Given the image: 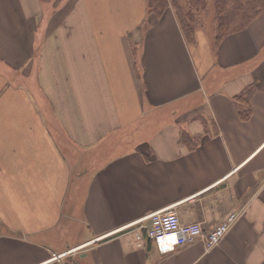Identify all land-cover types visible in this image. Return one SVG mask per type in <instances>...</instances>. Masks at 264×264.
Wrapping results in <instances>:
<instances>
[{"label": "crops", "instance_id": "0c3cea01", "mask_svg": "<svg viewBox=\"0 0 264 264\" xmlns=\"http://www.w3.org/2000/svg\"><path fill=\"white\" fill-rule=\"evenodd\" d=\"M140 2L116 33L133 108L90 0H0V104L23 101L33 121L14 135L38 130L59 169L43 216L32 182L13 183L19 202L0 199V264H264V13L214 46L198 30L188 43L170 9L142 29ZM253 85L242 120L235 98ZM168 208L204 232L237 216L208 250L202 238L139 246L129 225ZM74 224L82 235L65 242Z\"/></svg>", "mask_w": 264, "mask_h": 264}, {"label": "bare ground", "instance_id": "6f19581e", "mask_svg": "<svg viewBox=\"0 0 264 264\" xmlns=\"http://www.w3.org/2000/svg\"><path fill=\"white\" fill-rule=\"evenodd\" d=\"M90 2L96 22L99 28L104 30L102 40L117 85V92L120 95L119 99H125L134 108L131 86L118 49L116 33L132 23L140 14L141 2L140 0H90ZM113 7H120V10L109 12L108 9ZM32 121L31 114L23 101L13 97L12 93L7 95L0 104V153H5L7 157L0 163V167L5 169V172L0 171V199L7 203L19 202L23 193L14 188L13 183L22 182L29 185L32 182L36 187L38 185L45 188V191L39 192L42 207L38 205L41 216H43L45 210L52 209V200H54L58 188L59 169L50 156L38 130L32 131L30 135L26 132L19 137L14 135L16 131L23 130L26 123ZM26 136L31 138L28 143L25 142ZM10 144L18 145L19 150L14 154L9 153L8 146ZM29 165V169H24ZM9 170H14L18 175L14 181L8 179L7 172ZM31 197L35 199L36 194L32 193ZM43 203L46 204V208L43 207ZM3 208L6 210L5 207ZM37 211L38 209L33 210V216Z\"/></svg>", "mask_w": 264, "mask_h": 264}, {"label": "trees", "instance_id": "16d2710c", "mask_svg": "<svg viewBox=\"0 0 264 264\" xmlns=\"http://www.w3.org/2000/svg\"><path fill=\"white\" fill-rule=\"evenodd\" d=\"M146 6V16L142 26L146 29L151 26L154 19L160 18L163 13L171 8L180 26L185 40L188 43L195 41L196 28L195 19L198 9L205 8L208 0H144ZM229 4H231L229 8ZM215 34L213 43L216 46L221 39L233 31L244 28L254 17L264 10V0H213ZM233 30L229 31L227 26L234 21ZM255 86H250L238 95L236 101L245 104L237 110L240 119H247L250 114L248 107L249 98L254 92Z\"/></svg>", "mask_w": 264, "mask_h": 264}, {"label": "built area", "instance_id": "2783aa9c", "mask_svg": "<svg viewBox=\"0 0 264 264\" xmlns=\"http://www.w3.org/2000/svg\"><path fill=\"white\" fill-rule=\"evenodd\" d=\"M236 216V212H231L210 230L204 232L197 222L181 223L177 213L172 208H168L149 214L147 217L149 223L146 225L136 221L129 226H133L139 246L143 243V235L153 240L161 251L172 250L177 245L191 243L197 238H202L205 249L208 250L227 233Z\"/></svg>", "mask_w": 264, "mask_h": 264}, {"label": "rangeland", "instance_id": "374dc122", "mask_svg": "<svg viewBox=\"0 0 264 264\" xmlns=\"http://www.w3.org/2000/svg\"><path fill=\"white\" fill-rule=\"evenodd\" d=\"M231 4H229V8ZM170 10H172L171 8H169ZM173 11V10H172ZM197 16L195 19V25L194 27L196 28V30H198V32H204L206 33L210 39L213 40V36L215 34V21H214V7H213V0H208L205 8L203 9H198L197 11ZM264 13V10H262V12H260L259 14ZM258 14V15H259ZM255 18V17H254ZM144 21V20H143ZM238 22V20L234 21L233 23L229 24L227 26V29L229 31L233 30L232 28H234V25ZM143 24V22H142ZM141 24V26H142ZM144 25V24H143ZM142 28H145L144 26H142ZM71 227V225H70ZM80 227L75 225L72 226L71 228L68 229L67 231V236H65L64 241H72L78 237H80L82 235L81 230L79 229Z\"/></svg>", "mask_w": 264, "mask_h": 264}]
</instances>
